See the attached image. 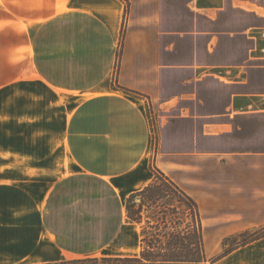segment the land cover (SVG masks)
Returning <instances> with one entry per match:
<instances>
[{"label": "crops", "instance_id": "obj_1", "mask_svg": "<svg viewBox=\"0 0 264 264\" xmlns=\"http://www.w3.org/2000/svg\"><path fill=\"white\" fill-rule=\"evenodd\" d=\"M155 166L264 264V0H0V264H150Z\"/></svg>", "mask_w": 264, "mask_h": 264}, {"label": "trees", "instance_id": "obj_2", "mask_svg": "<svg viewBox=\"0 0 264 264\" xmlns=\"http://www.w3.org/2000/svg\"><path fill=\"white\" fill-rule=\"evenodd\" d=\"M117 67L120 62L118 53ZM118 69L116 68L115 79ZM116 88L120 86L115 85ZM128 92V91H126ZM129 93V92H128ZM134 95H138L134 93ZM160 181V183H159ZM176 196L181 202L190 208V218L170 217L167 212L161 215L147 213L146 227L143 235V250L138 259H127L130 263L150 264H200L206 262L202 235V223L197 203L181 190L168 176L159 171L155 174L153 182L141 191L130 195L127 200V211L130 220L143 222V210L155 205L161 198ZM137 200H140L139 205ZM175 213V211H172ZM165 240H162L161 234ZM264 237V229L246 231L236 237L224 241V252L210 260L215 262L229 252L245 246Z\"/></svg>", "mask_w": 264, "mask_h": 264}, {"label": "rangeland", "instance_id": "obj_3", "mask_svg": "<svg viewBox=\"0 0 264 264\" xmlns=\"http://www.w3.org/2000/svg\"><path fill=\"white\" fill-rule=\"evenodd\" d=\"M153 172V178L155 174L159 176V171L162 172L158 167H151ZM163 173V172H162ZM153 182V179H152ZM160 183V181H159ZM180 209V210H178ZM151 213H155L157 215H161L163 212H167V215L170 217H183L182 219L190 218V208L186 206L183 202H181L176 196L168 197V198H161L159 202L155 205L149 207V211ZM172 211H175L173 213Z\"/></svg>", "mask_w": 264, "mask_h": 264}]
</instances>
